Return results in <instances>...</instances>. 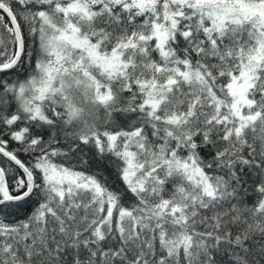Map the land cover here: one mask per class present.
<instances>
[{
    "label": "snow or ice",
    "instance_id": "obj_1",
    "mask_svg": "<svg viewBox=\"0 0 264 264\" xmlns=\"http://www.w3.org/2000/svg\"><path fill=\"white\" fill-rule=\"evenodd\" d=\"M0 264H264V0H0Z\"/></svg>",
    "mask_w": 264,
    "mask_h": 264
}]
</instances>
